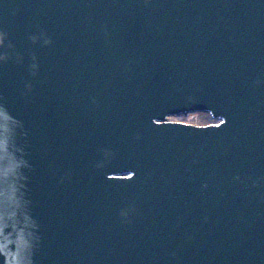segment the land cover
I'll use <instances>...</instances> for the list:
<instances>
[{"label": "water", "instance_id": "1", "mask_svg": "<svg viewBox=\"0 0 264 264\" xmlns=\"http://www.w3.org/2000/svg\"><path fill=\"white\" fill-rule=\"evenodd\" d=\"M0 264H264V0H0Z\"/></svg>", "mask_w": 264, "mask_h": 264}, {"label": "rangeland", "instance_id": "2", "mask_svg": "<svg viewBox=\"0 0 264 264\" xmlns=\"http://www.w3.org/2000/svg\"><path fill=\"white\" fill-rule=\"evenodd\" d=\"M186 121L195 124H206L209 121V118L205 114H192L186 117Z\"/></svg>", "mask_w": 264, "mask_h": 264}]
</instances>
